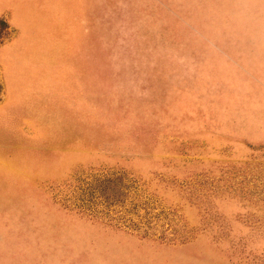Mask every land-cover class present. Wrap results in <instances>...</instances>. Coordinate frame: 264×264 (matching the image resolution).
<instances>
[{
	"label": "rangeland",
	"instance_id": "rangeland-1",
	"mask_svg": "<svg viewBox=\"0 0 264 264\" xmlns=\"http://www.w3.org/2000/svg\"><path fill=\"white\" fill-rule=\"evenodd\" d=\"M112 1L0 0V264H264V0Z\"/></svg>",
	"mask_w": 264,
	"mask_h": 264
},
{
	"label": "crops",
	"instance_id": "crops-1",
	"mask_svg": "<svg viewBox=\"0 0 264 264\" xmlns=\"http://www.w3.org/2000/svg\"><path fill=\"white\" fill-rule=\"evenodd\" d=\"M77 1L80 2L81 0ZM120 1L121 3L123 2V0ZM108 4H119V0H113L112 2H108L107 5ZM74 19V16L73 18L71 17V19L70 16H66L64 21L70 22L74 21ZM64 21H62L63 24ZM78 22L80 23V28ZM78 22L75 25L73 32L70 30L71 24L67 27V31L70 30L69 41L67 39V32L63 35L59 33L57 37L52 33L51 37L48 36V39H45V41H47L45 43L46 46H42L35 43L34 40H30L31 38L28 37L30 34H22V38L16 40L14 45L13 42H11V39L5 40L4 57L15 63L20 59L23 62V94L31 96H42L44 94L50 95V93H52L53 85L58 82L57 79L54 80V69H59V65L54 67V61H66L67 57L69 59L70 54L72 53H89L91 51L89 37L91 34L92 16L89 17L88 29H82V24L85 23L83 17L80 16ZM8 26L10 25L8 24ZM64 29H66V26H64ZM23 35L27 36L23 37ZM10 38H12V34ZM13 48H23V56H19L17 53H12ZM15 78L19 79L18 77Z\"/></svg>",
	"mask_w": 264,
	"mask_h": 264
},
{
	"label": "trees",
	"instance_id": "trees-1",
	"mask_svg": "<svg viewBox=\"0 0 264 264\" xmlns=\"http://www.w3.org/2000/svg\"><path fill=\"white\" fill-rule=\"evenodd\" d=\"M0 27H2L3 29H6L8 27L7 21L0 17Z\"/></svg>",
	"mask_w": 264,
	"mask_h": 264
}]
</instances>
